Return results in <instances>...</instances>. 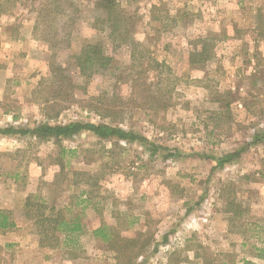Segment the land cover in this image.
Wrapping results in <instances>:
<instances>
[{
  "label": "rangeland",
  "instance_id": "rangeland-1",
  "mask_svg": "<svg viewBox=\"0 0 264 264\" xmlns=\"http://www.w3.org/2000/svg\"><path fill=\"white\" fill-rule=\"evenodd\" d=\"M118 1L129 38L100 0L63 15L0 0V129L81 122L146 140L0 134V210L17 224L0 230V264H264V0ZM88 44L112 61L85 79ZM241 150L223 168L209 158ZM30 196L84 231L42 247Z\"/></svg>",
  "mask_w": 264,
  "mask_h": 264
},
{
  "label": "trees",
  "instance_id": "trees-1",
  "mask_svg": "<svg viewBox=\"0 0 264 264\" xmlns=\"http://www.w3.org/2000/svg\"><path fill=\"white\" fill-rule=\"evenodd\" d=\"M77 0H47L50 3L51 8L54 13L59 15L66 14L67 11L63 10L64 5L73 8L74 2ZM132 1V0H129ZM99 6L106 13V17L104 22L107 23L111 27V35L116 34L118 32L121 33L120 36L129 38V32L123 31L127 30V24L129 22V18L126 14H123V10L121 9V4L118 0H100ZM44 9L40 10L39 18L44 20ZM125 41L126 38H125ZM134 41L131 40V44ZM132 59H135V54H132ZM210 58L209 53L205 46L200 51L191 53L190 55V63L198 64L204 63ZM77 67L79 69L80 75L85 79L92 78L96 73L101 72L102 70H107L112 61V58L105 55L103 49L99 45L88 44L82 50L81 53L77 56ZM156 62V61H155ZM156 64H159L156 62ZM57 70H62L61 68H57ZM145 83L142 86L148 90L150 94H152L154 83L149 82V79L145 78ZM155 94V92L153 93ZM157 101V98H153ZM110 111L109 109H104ZM96 112H102L99 108H95ZM105 116H113L111 113H107ZM90 132L94 135L107 139L111 137H117L122 140H130V141H146L144 138L135 135L131 132H126L120 128L112 127L106 124H94V123H81V122H73L66 125H50V124H42L38 125L35 128L28 129H15L14 127H7L4 129H0V134L3 135H11V134H22V135H34L36 138L40 140H50L55 139L57 142L63 139L71 138L80 132ZM244 150L234 151L226 153L220 157L211 156L209 157L214 163L216 168H223L226 165L236 161L239 159ZM168 156H176V155H168ZM86 200H82L84 203ZM26 208V217L30 220H33L40 229H38L37 233L41 236L40 245L42 247H56L60 242V235L65 234L66 239L73 237L75 234L82 233L84 231V225L80 221L79 216L72 218L67 217L64 214V211L57 210L54 207H49L47 205V201L41 197L30 196L27 198L25 202ZM16 222L11 217V213L8 211L0 210V230L2 233L13 229L16 227ZM104 228L100 227L94 231L95 236H100L104 240L111 243L112 235L105 233ZM130 242L134 243L135 240H131ZM136 244V243H135Z\"/></svg>",
  "mask_w": 264,
  "mask_h": 264
}]
</instances>
